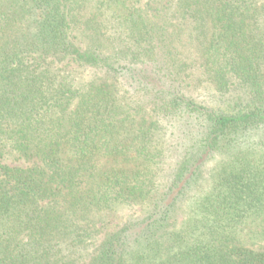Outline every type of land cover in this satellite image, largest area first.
Wrapping results in <instances>:
<instances>
[{"label": "trees", "instance_id": "obj_1", "mask_svg": "<svg viewBox=\"0 0 264 264\" xmlns=\"http://www.w3.org/2000/svg\"><path fill=\"white\" fill-rule=\"evenodd\" d=\"M0 264H264V0H0Z\"/></svg>", "mask_w": 264, "mask_h": 264}]
</instances>
